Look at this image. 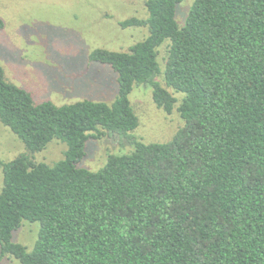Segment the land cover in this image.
<instances>
[{
  "label": "trees",
  "instance_id": "1",
  "mask_svg": "<svg viewBox=\"0 0 264 264\" xmlns=\"http://www.w3.org/2000/svg\"><path fill=\"white\" fill-rule=\"evenodd\" d=\"M182 1L146 0V19L120 25L146 26L147 37L90 54L118 74L112 104L36 103L0 65V121L27 149L0 160L2 255L21 264H264V0H194L180 25ZM144 83L166 112L179 102L183 127L168 142L135 140L99 170L80 167L103 130L138 127L129 95ZM53 139L67 143L65 158L36 161ZM23 220L40 224L32 249L13 241Z\"/></svg>",
  "mask_w": 264,
  "mask_h": 264
},
{
  "label": "rangeland",
  "instance_id": "2",
  "mask_svg": "<svg viewBox=\"0 0 264 264\" xmlns=\"http://www.w3.org/2000/svg\"><path fill=\"white\" fill-rule=\"evenodd\" d=\"M146 0H0V65L6 78L29 91L36 103L49 100L57 105L92 100L112 104L118 96V74L108 65L90 59L96 49L127 51L149 34L146 26L123 27L120 22L137 17L146 19ZM194 0L177 5V20L185 23ZM162 73L166 48H159ZM166 86L163 74L156 77ZM171 92L172 89L169 88ZM180 100L182 93H174ZM139 118L138 127L127 135L103 130L98 139L86 144L80 167L96 171L110 154L134 150V142H168L185 124L178 104L171 113L157 106L150 84H135L129 95ZM105 131V132H104ZM67 143L53 139L45 149L34 153L35 160L55 165L65 158ZM27 152L23 141L0 121V160L6 162ZM3 171L0 167V191ZM39 222L23 220L13 241L32 249L38 237ZM0 264H21L11 255H2Z\"/></svg>",
  "mask_w": 264,
  "mask_h": 264
}]
</instances>
